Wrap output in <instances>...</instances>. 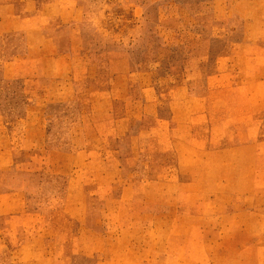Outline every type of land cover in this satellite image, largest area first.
<instances>
[{
  "label": "rangeland",
  "instance_id": "374dc122",
  "mask_svg": "<svg viewBox=\"0 0 264 264\" xmlns=\"http://www.w3.org/2000/svg\"><path fill=\"white\" fill-rule=\"evenodd\" d=\"M0 264H264V0H0Z\"/></svg>",
  "mask_w": 264,
  "mask_h": 264
},
{
  "label": "crops",
  "instance_id": "0c3cea01",
  "mask_svg": "<svg viewBox=\"0 0 264 264\" xmlns=\"http://www.w3.org/2000/svg\"><path fill=\"white\" fill-rule=\"evenodd\" d=\"M5 71H6V69H5Z\"/></svg>",
  "mask_w": 264,
  "mask_h": 264
}]
</instances>
